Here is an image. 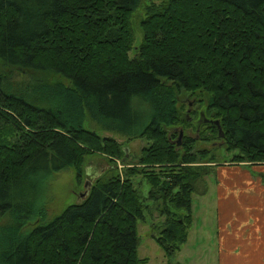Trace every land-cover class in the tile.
<instances>
[{
    "label": "trees",
    "instance_id": "16d2710c",
    "mask_svg": "<svg viewBox=\"0 0 264 264\" xmlns=\"http://www.w3.org/2000/svg\"><path fill=\"white\" fill-rule=\"evenodd\" d=\"M140 3L0 0V63L60 79L19 93L0 73V264H144L136 177L163 218L154 241L172 257L193 224L192 195L206 193L215 167L264 165V0L147 4L130 57ZM200 115L209 122L198 125ZM87 120L147 145L123 175L110 167L47 222L43 189L55 174L72 169L80 181L96 154L127 162ZM202 141L211 148L197 149ZM217 150L229 161L217 164Z\"/></svg>",
    "mask_w": 264,
    "mask_h": 264
},
{
    "label": "rangeland",
    "instance_id": "374dc122",
    "mask_svg": "<svg viewBox=\"0 0 264 264\" xmlns=\"http://www.w3.org/2000/svg\"><path fill=\"white\" fill-rule=\"evenodd\" d=\"M159 1L160 0H141L138 9L133 13L131 29L134 40L130 57L133 56L132 52L142 41L140 20L143 19V9L147 4L158 3ZM0 73L6 79V87L11 91H17L19 93H26L30 87H33L40 82L51 83L52 81H60L59 78L42 72L5 67L1 63ZM191 99L192 97L188 96L184 101L188 103ZM184 108L186 110L187 106L185 105ZM59 109H62V105ZM140 110L145 112V110H147L146 106L141 105ZM190 112L189 109V113L188 111L184 112V115L188 117ZM87 121L85 123V128L89 130L93 129L101 138H112L120 145L122 151L125 152L127 162L123 163L121 160L109 162L107 157L96 154L93 155V157H86L80 181L76 179V174L72 169H67L55 174L52 178L46 181L43 189L42 204L46 209L47 222L51 221L55 216H58L66 207L81 202L87 193L85 187L88 188L89 184H91L98 176L106 174L110 167H113L119 175H123V171L127 169V166L131 167L137 163L141 156L142 149L147 145V141L143 139L130 140L120 134L100 131L94 123L89 120ZM194 126H196L195 123ZM184 134L196 137L197 140L200 138L194 130L191 132L184 130ZM216 145L219 146V144ZM196 148L209 150L211 144L202 141L197 143ZM214 154L217 164L225 163L229 161V158L231 157V155H227L223 150H217ZM122 163L124 167L121 165ZM254 166L258 165H247L245 167L243 166V168L251 175L259 176L258 171L253 170ZM206 179L204 184L211 181L210 187H206V193L204 195H200L199 193H194L192 195L193 224L186 244L182 245L180 251L174 256L166 257L153 238V236L156 235L155 231H158L161 226L163 218L157 211L156 203L150 199H146L149 190L148 184L141 177L134 178V187L139 192L144 206V219L137 222V235L139 241L137 258L145 260L146 262L144 264H216L215 182H213V180L216 179V170L213 175ZM204 184L198 186L200 191ZM7 222L8 219L6 217L0 218V226L5 225Z\"/></svg>",
    "mask_w": 264,
    "mask_h": 264
},
{
    "label": "crops",
    "instance_id": "0c3cea01",
    "mask_svg": "<svg viewBox=\"0 0 264 264\" xmlns=\"http://www.w3.org/2000/svg\"><path fill=\"white\" fill-rule=\"evenodd\" d=\"M215 170L216 264H264V165L253 168L259 176L243 165Z\"/></svg>",
    "mask_w": 264,
    "mask_h": 264
},
{
    "label": "water",
    "instance_id": "95a60500",
    "mask_svg": "<svg viewBox=\"0 0 264 264\" xmlns=\"http://www.w3.org/2000/svg\"><path fill=\"white\" fill-rule=\"evenodd\" d=\"M214 125H215V126L217 127V129H218L219 137H220V138H223V133H222V130H221V128H220L219 122H218V121H214ZM180 136H181V134H180ZM87 187H88V186H87ZM85 190H88V188L85 187Z\"/></svg>",
    "mask_w": 264,
    "mask_h": 264
},
{
    "label": "flooded vegetation",
    "instance_id": "af4514ba",
    "mask_svg": "<svg viewBox=\"0 0 264 264\" xmlns=\"http://www.w3.org/2000/svg\"><path fill=\"white\" fill-rule=\"evenodd\" d=\"M209 121L203 118V115H200L199 119H198V125L201 124H207Z\"/></svg>",
    "mask_w": 264,
    "mask_h": 264
}]
</instances>
